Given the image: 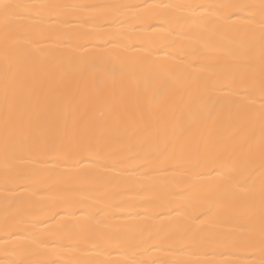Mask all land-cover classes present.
Segmentation results:
<instances>
[{"label":"snow or ice","instance_id":"1","mask_svg":"<svg viewBox=\"0 0 264 264\" xmlns=\"http://www.w3.org/2000/svg\"><path fill=\"white\" fill-rule=\"evenodd\" d=\"M123 5H58V4H22L15 0H0V51L4 61V88L0 98V137H2L3 155L7 167L9 160L24 159L25 154H44L53 150L58 139L63 141L64 133L71 125L76 128V135L63 143L62 152L57 158L63 163H81L83 158L94 157V163L100 164L106 156H120V162L135 159L140 167L153 168L168 172L170 169L190 174L193 182L185 186V198L190 201L188 207L169 206L174 201L165 198L161 207L165 211L180 212L182 219L177 230L169 231L165 227L153 230L138 226L131 220H119L115 226L108 223L106 208L99 209L94 215L105 214V219L97 222L104 242L120 249H140L143 245L158 247L166 241L191 239L199 235L197 222L204 223L202 217L231 220L238 224V230L256 229L254 218L258 211L259 239L248 238L245 242L253 251L261 254L260 260L245 264H264V0L258 4H160L148 5L149 9L168 20L183 21L188 29L183 39L190 41L195 48L214 55L211 63L194 61L187 63V56L181 53L176 63L155 62L151 57H137L135 60L113 61L107 54L109 49L102 48L94 54L73 55L71 58L49 64L44 69L45 76L39 78L30 72V62H35L34 44L42 43L47 38L38 29V22L44 19L45 10L49 18L58 15L63 9L94 8L100 10H118ZM210 8L211 13H197L196 9ZM190 15H182L184 11ZM224 13V15H218ZM245 18L240 27L229 26L231 18ZM258 21V32L255 27ZM78 40L92 43L103 39L104 45L119 43L112 37L101 33L95 35L83 33ZM59 42V41H57ZM84 48V43H78ZM159 51L164 52L165 48ZM174 56L176 54H173ZM258 68V71H257ZM211 70L223 77L221 97L205 100L202 108L204 115L200 126L195 131L192 127L173 128L169 134L167 116L162 109L155 107L160 98L174 84L183 89V96L190 97L203 87L200 73ZM59 75L65 87L60 89L54 101H49L48 90L58 87L54 77ZM23 79L26 91L20 94L16 82ZM135 82L136 99L121 106L119 100L122 91L129 83ZM143 82H159L152 91L147 103L145 93L140 91ZM133 89L129 88L131 93ZM256 98L260 103L257 108ZM111 105L107 111L101 110ZM55 103L51 112H41V101ZM226 107V119L235 120L228 124L230 141L234 145L230 153L220 151L218 146L224 139L213 137V129L222 121L217 120V107ZM243 114V119L241 118ZM258 123L260 129V169L258 182L253 179L254 172L247 175L235 165L241 154H250L257 148V140L250 133L251 127ZM90 129H95L89 134ZM121 132L137 138L133 147L134 155L124 156L108 149L107 141ZM121 138L128 139V135ZM80 157L81 159H77ZM172 161V163H167ZM110 167L115 166V162ZM215 174V175H214ZM207 179L200 180L199 178ZM71 191V190H70ZM104 197L118 196L119 193L104 192ZM71 206V205H70ZM111 206V205H109ZM44 211H50L44 209ZM161 211L158 215H165ZM55 213L49 219H54ZM138 216L139 213H136ZM247 219L249 222L241 223ZM30 227L16 225L19 231H12L13 236H23L19 247L25 250V258L0 261V264H54L41 258L40 230L38 225L46 220L34 218ZM65 228H58L50 234H63ZM228 239V237H223ZM206 239H212L211 236ZM155 241V244H150ZM238 242V241H234ZM169 249L173 244H168ZM180 250V249H177ZM125 264H183L182 261H143L131 259Z\"/></svg>","mask_w":264,"mask_h":264},{"label":"bare ground","instance_id":"2","mask_svg":"<svg viewBox=\"0 0 264 264\" xmlns=\"http://www.w3.org/2000/svg\"><path fill=\"white\" fill-rule=\"evenodd\" d=\"M22 4H58V5H123L118 10H100L94 8L63 9L58 15L49 18L45 10L44 19L38 22V29L47 38L42 43L34 44L33 55L35 62H30V72L39 78L45 76L44 69L49 64L71 58L75 55L94 54L107 47V53L113 61L135 60L139 57H149L155 62L173 64L178 62L179 55L187 56V63L200 61L211 63L215 57L212 53L195 48L190 41L183 39L188 29L183 21L168 20V27H164L166 18L149 9L148 5L160 4H192V5H220V4H258L259 0H15ZM197 13H211L210 8L196 9ZM186 10L182 15H190ZM224 15V13H218ZM240 27L246 23L245 18L233 16L226 21ZM258 32V21L255 25ZM240 30L246 31L240 27ZM83 33H101L105 37H112L119 43L104 45L103 39H96L92 43L78 40ZM0 32V41H2ZM59 41V42H57ZM78 43H84V48H78ZM165 48L164 52L159 51ZM173 54H176L175 56ZM258 71V68H257ZM4 61L0 51V98H2L4 81ZM203 87L190 97L183 96V89L179 84L172 85L160 98L157 109H162L167 116L169 134L173 128L192 127L195 131L200 126L204 115L202 105L209 98L221 97L223 77L221 74L205 70L200 73ZM57 86L48 90L49 101H54L60 89L65 87L57 74L54 77ZM159 86V82H143L140 91L144 92V102L147 103L152 91ZM20 94L26 91L23 79L16 82ZM129 88L133 89L130 93ZM135 82H131L123 89L119 100L121 106L134 102L136 99ZM256 106L259 99L256 98ZM101 110L107 111L111 105L104 106L101 99ZM55 103L41 101V112L54 111ZM226 107H217L218 123L213 129V137L224 139L219 145L220 151L230 153L234 147L230 141L228 124H235V120L226 119ZM243 119V114H241ZM76 128L71 125L66 129L63 141L58 139L51 152L34 154L24 159L9 160L5 165L2 137H0V261L18 260L25 258V250L19 245L27 243L23 236H13L16 225L30 227L29 221L34 218L46 220V224L38 225L40 230L41 258L48 259L54 264H125L131 259L143 261L169 262L182 261L183 264H245V262L259 261L261 254L245 242L251 238L258 241V211L254 218L257 227L249 231L238 230V224L221 218L210 219L202 217L204 223L197 222L199 227L191 239L181 240L177 233L174 241H166L158 247L143 245L140 249L128 250L114 248L104 242L103 234L97 227V222L104 220L105 214L94 215L99 209L106 208V215L111 219L109 224L115 226L119 220H131L138 226L146 225L153 230L161 227L169 231L180 227L182 214L180 212L165 211L161 201L165 198L174 201L169 206L188 207L184 195L185 186L193 182L190 174L181 171L168 172L153 168L140 167V162L128 159L121 163V157L106 156L102 163L95 164L94 157L83 158L81 163H63L57 158L62 152L63 143L76 135ZM89 134L95 129L88 130ZM250 133L257 140V148L250 154H241L235 165L242 174L249 170L254 172L253 179L258 182L260 169V129L254 124ZM128 135V139L121 138ZM135 137L121 132L115 138L107 141L108 149L113 153L131 156L137 151L133 147ZM77 159H81L77 157ZM115 162L114 167H110ZM167 163H172L169 161ZM215 175V174H214ZM207 179L206 177L199 178ZM71 190V191H70ZM119 193L118 196L104 197L102 193ZM71 205V206H70ZM111 205V206H109ZM49 209L50 211H44ZM165 211V215H158ZM56 215L54 219L49 217ZM136 213H139L137 216ZM241 223L249 222L247 219ZM63 234H50L58 228H65ZM211 236L212 239H206ZM223 237H228L224 239ZM238 241V242H234ZM155 244V241H150ZM172 243L170 250L168 244ZM180 249V250H177Z\"/></svg>","mask_w":264,"mask_h":264}]
</instances>
